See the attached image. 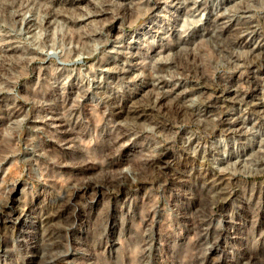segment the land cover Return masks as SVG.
I'll return each instance as SVG.
<instances>
[{
	"label": "rangeland",
	"instance_id": "rangeland-1",
	"mask_svg": "<svg viewBox=\"0 0 264 264\" xmlns=\"http://www.w3.org/2000/svg\"><path fill=\"white\" fill-rule=\"evenodd\" d=\"M74 190L54 228L30 220ZM250 258L264 0H0V264Z\"/></svg>",
	"mask_w": 264,
	"mask_h": 264
},
{
	"label": "bare ground",
	"instance_id": "bare-ground-1",
	"mask_svg": "<svg viewBox=\"0 0 264 264\" xmlns=\"http://www.w3.org/2000/svg\"><path fill=\"white\" fill-rule=\"evenodd\" d=\"M249 26V25H248ZM217 36V35H216ZM236 37V36H235ZM239 37V36H238ZM233 41V40H232ZM234 42H235V40H234ZM219 45H220V48H224V46L223 45H221V43H219ZM226 49V48H225ZM228 51V50H227ZM193 59H195V58H193ZM194 65H195V67L196 68H198V63H197V65H196V62L194 63ZM199 66H200V64H199ZM190 71V70H189ZM189 73V72H188ZM193 73H194V71H193ZM189 74H191V73H189ZM193 75V74H192ZM197 74H195V76H196ZM200 76V75H199ZM198 76V77H199ZM197 77V76H196ZM201 77V76H200ZM199 77V78H200ZM197 80H198V78H197ZM163 98V96H160L158 99L160 100V99H162ZM157 99V101H159ZM205 100V99H204ZM200 102V101H199ZM203 102H205V101H202L201 100V103H203ZM158 103V102H157ZM198 103V102H197ZM150 104V103H149ZM155 104V103H154ZM156 106V105H155ZM195 106V105H194ZM154 107V106H153ZM149 108V107H148ZM151 108V107H150ZM162 108V107H161ZM178 108V107H177ZM188 108L189 109H191V111L192 112H195V109H194V107L193 108H191V107H187L186 109H185V111L184 110H182V111H184L185 113H187V111H188ZM146 109V108H145ZM154 109V108H153ZM157 109V108H156ZM198 109H200V108H198ZM199 111V110H198ZM158 112V111H157ZM184 112H182V113H184ZM175 113V112H174ZM177 113V112H176ZM179 113V112H178ZM164 114H165V112H164ZM158 115H159V113H158ZM162 115V114H161ZM185 115V114H184ZM167 116H168V114H167ZM224 176V175H223ZM220 178H221V176H220ZM218 179H219V177L218 178H214V180L212 181L213 182V184L211 185V187L212 188H214L216 185H218L219 184V181H218ZM80 188V187H79ZM224 189V188H223ZM77 190H78V188H77ZM216 190V189H215ZM213 192V191H212ZM218 193L216 194V193H214L213 195H218V196H220V197H222L221 196V193H223V191H222V189H220L219 191H217ZM76 193L77 192H75V190L73 191V192H71L70 194H68V195H64V197H61V201H59V203H58V205H53V207H51L50 208V210L49 211H47L46 210V212H44L43 214H40L39 216H34V218H29L32 222H34V223H41V224H44V226H46V230H49V229H51V228H54V226H56V224L54 223V220L56 219V218H58V217H61L62 216V214L65 212V210L67 209V207L72 203V201L75 199V196H76ZM78 195V194H77ZM212 195V196H213ZM61 196V195H60ZM59 198V197H58ZM59 200V199H58ZM73 205V204H72ZM14 210V209H13ZM9 215V214H8ZM58 224V223H57ZM56 228V227H55ZM54 231L52 230L49 234H48V232H46V236H45V239H44V241H46L45 243H47L48 245H54V244H57L58 242H60V238H59V234H54L53 233ZM33 235V234H32ZM61 236V235H60ZM252 245H253V247H259V245L258 244H256V243H252ZM252 247V246H251ZM253 250V249H252ZM51 252V251H50ZM44 256H46V260H47V262L48 263H50V262H52V261H54L56 258H55V256H54V253L53 254H47L46 253V255H44ZM247 264H258L256 261H254L252 258H250L249 259V261L247 262ZM260 264H264V262H260Z\"/></svg>",
	"mask_w": 264,
	"mask_h": 264
}]
</instances>
